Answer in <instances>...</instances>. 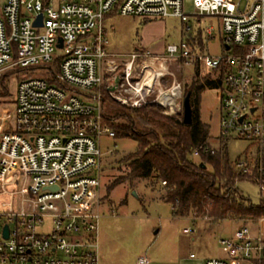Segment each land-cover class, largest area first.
Returning a JSON list of instances; mask_svg holds the SVG:
<instances>
[{"label": "built area", "instance_id": "obj_1", "mask_svg": "<svg viewBox=\"0 0 264 264\" xmlns=\"http://www.w3.org/2000/svg\"><path fill=\"white\" fill-rule=\"evenodd\" d=\"M192 2L196 13L189 15L184 0H0V81L10 71L35 68L58 84L39 73L25 77L14 106L8 99L0 104V264H99V141L115 137L104 96L132 108L182 100L180 82L161 88L172 76L171 62L197 64L201 76L221 82L218 142L251 143L252 153L235 170L255 176L264 189V0ZM113 13L147 22L177 18L186 33L191 16L215 19L222 53L205 54L198 37H190L158 56L136 50L119 60L108 51L104 27ZM213 39L211 26L206 40ZM106 75L111 81L103 92ZM215 151L208 142L193 155ZM254 227L242 225L220 240L227 259L200 261L190 253L183 264H264V219ZM136 264L150 260L142 256Z\"/></svg>", "mask_w": 264, "mask_h": 264}, {"label": "rangeland", "instance_id": "obj_2", "mask_svg": "<svg viewBox=\"0 0 264 264\" xmlns=\"http://www.w3.org/2000/svg\"><path fill=\"white\" fill-rule=\"evenodd\" d=\"M237 1V0H235ZM184 10L187 14L196 13L192 0H184ZM143 20L132 17H122L110 14L104 20V27L109 39L108 51L119 60H127L139 48L144 32L152 39L149 49L162 52L168 45H180L191 38L198 37L202 32L204 53L219 56L222 53V32L215 19L190 17L188 26L191 31L186 33L184 24L177 18H166L144 29ZM213 27V40H206V30ZM146 30V31H145ZM59 55V53H57ZM158 56V55H155ZM123 67L120 68L122 71ZM172 76L161 82V88L170 89L174 82H180L183 89L182 100H177L166 107L182 112L184 92H189L196 81L204 78L196 65L186 62H171L168 64ZM10 71L9 95L7 102L14 106L13 100L18 83V76ZM45 74L44 72H40ZM200 73V74H199ZM200 75V76H199ZM111 81L106 75L104 87ZM154 96L150 97V100ZM119 103V102H117ZM116 106L121 112L125 106ZM131 108V107H130ZM112 110L108 102L104 105V113L108 125L123 124L122 120L107 117ZM114 116V115H113ZM200 116L203 123L209 127V142L217 150L220 149L219 125L221 117L220 88L205 89L200 95ZM109 118L112 121H109ZM146 128L156 129L161 134L166 129L156 125ZM227 155L235 165L252 148L251 143L241 139L225 140ZM101 149V214L99 223V264H136L139 257L145 256L150 264H183L190 253L197 255L200 261L207 259H227V250L220 240L232 238L235 230L244 223L241 221L224 220L220 223H210L208 220L196 219L194 216L173 217L171 206L162 200L163 192L159 187L153 190L149 182L135 180L133 184L126 181L128 172L126 157L137 150V143L132 139H116L102 137L99 141ZM195 163L198 157L192 156ZM113 187L112 190H108ZM237 189L253 204H258L264 197V189L248 181H240ZM135 193L136 195H134ZM5 204H13L12 199L4 198ZM253 230L254 224L247 223ZM256 225V224H255ZM46 225L39 232H46ZM188 230L190 233L185 234Z\"/></svg>", "mask_w": 264, "mask_h": 264}, {"label": "trees", "instance_id": "obj_3", "mask_svg": "<svg viewBox=\"0 0 264 264\" xmlns=\"http://www.w3.org/2000/svg\"><path fill=\"white\" fill-rule=\"evenodd\" d=\"M201 36L202 32L199 31L198 41L202 49ZM40 72L28 68L17 69L14 73L20 81ZM10 75L7 73L1 78L0 104L11 97ZM44 75L50 84L58 85L52 74ZM220 85V81H210L209 78L194 83L189 91L193 112L192 123L189 125L184 124L182 112L154 103L140 108L122 106L126 112H121L116 109L120 104L105 94L104 102H108L112 108L107 117H115L123 122L111 127L115 133L114 138L132 139L138 145L137 150L126 157L128 172L124 179L130 184L135 180L147 181L153 190L159 187L164 195L161 198L171 206L173 217L194 216L214 224L231 220L241 221L243 225H255L264 219V197L258 204H253L239 192L236 184L240 181L258 186L259 183L255 176H247L235 170V165L227 155L226 141L221 140L220 149L214 153L201 152L199 163L192 160L194 151L209 142L210 129L200 116V95L203 90L219 88ZM102 91L105 92L104 86ZM187 93L185 90L184 97ZM109 121L112 120L109 118ZM151 124L167 132L161 134L156 129L145 127ZM112 189L110 187L108 190Z\"/></svg>", "mask_w": 264, "mask_h": 264}, {"label": "water", "instance_id": "obj_4", "mask_svg": "<svg viewBox=\"0 0 264 264\" xmlns=\"http://www.w3.org/2000/svg\"><path fill=\"white\" fill-rule=\"evenodd\" d=\"M41 20L42 17H40V20L36 23V25H41ZM61 47V45H60ZM119 81H117L116 83L118 84ZM182 114H183V122L184 124H191L192 123V116H193V112H192V106H191V93L188 92L187 95L184 97L183 99V103H182ZM202 167H204L202 165ZM134 195H136L135 193H133ZM5 237H8V228H5Z\"/></svg>", "mask_w": 264, "mask_h": 264}, {"label": "crops", "instance_id": "obj_5", "mask_svg": "<svg viewBox=\"0 0 264 264\" xmlns=\"http://www.w3.org/2000/svg\"><path fill=\"white\" fill-rule=\"evenodd\" d=\"M143 22H144L143 24H144V29H145V28L148 27V25H150V24H155L157 21H154V22H145V21H143ZM145 31H146V30H145ZM144 34H145V38L143 37V38L141 39V44H140L139 48L136 49V50L146 51V52L151 53L152 55H161V54H163V52H164V50H165V47L163 48V50H162L161 53L149 49L148 46L152 44V39H150V38H149V39H146L147 36H149L147 32H144ZM247 153H249V152H247ZM247 153H246V154H247Z\"/></svg>", "mask_w": 264, "mask_h": 264}]
</instances>
